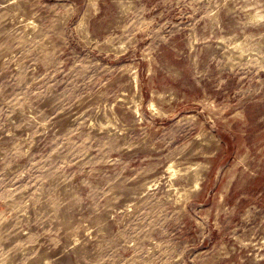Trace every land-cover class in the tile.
I'll use <instances>...</instances> for the list:
<instances>
[{
  "label": "rangeland",
  "instance_id": "374dc122",
  "mask_svg": "<svg viewBox=\"0 0 264 264\" xmlns=\"http://www.w3.org/2000/svg\"><path fill=\"white\" fill-rule=\"evenodd\" d=\"M0 264H264V0H0Z\"/></svg>",
  "mask_w": 264,
  "mask_h": 264
}]
</instances>
